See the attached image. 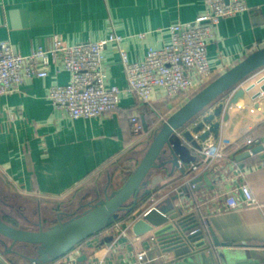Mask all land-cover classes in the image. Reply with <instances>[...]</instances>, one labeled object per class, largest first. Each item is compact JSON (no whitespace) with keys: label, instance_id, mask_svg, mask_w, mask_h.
Instances as JSON below:
<instances>
[{"label":"crops","instance_id":"obj_1","mask_svg":"<svg viewBox=\"0 0 264 264\" xmlns=\"http://www.w3.org/2000/svg\"><path fill=\"white\" fill-rule=\"evenodd\" d=\"M247 4V12L224 18L215 28L208 46L214 79L264 47V0H247ZM203 12V0H0V42H10L16 52L27 55L39 47L50 48L56 37L73 45L119 35L124 38L121 47L130 61L138 62L144 60L150 49H161L170 43V28L174 24L192 22ZM103 68L108 86L127 85L115 44L108 46ZM263 78L264 69L239 85L237 90L245 91L256 86L230 107L229 120L222 123L220 138L212 136L202 143L203 148L229 140L227 159L208 169L201 165L195 172L192 166L203 160L198 149L190 151L187 163L183 164L184 172L160 162L147 179L146 191L150 194L134 213L138 217L208 171L213 186L204 182L192 193V198H184L180 203L187 206V213L198 212L206 218L203 231L206 242L212 239L209 232L212 228L219 241L227 244L221 248L224 262L207 251L177 257L159 243L150 242L152 233L133 245L127 240H117L109 227L51 264H65L72 257L75 264H137L135 253L144 249L148 251L146 264H238L250 259L264 264V151L240 162L230 159L232 154L263 142L264 93L252 98ZM69 79V74L58 73L52 66L48 78L28 80L16 92L0 97V179L13 193L48 207L39 208L35 221L25 218L28 224L25 227L10 220L15 226L46 229L63 213L71 214L88 202L103 199L109 184L110 190L119 189L138 166L160 126L159 121L150 124L141 139L131 134V117L139 115L149 123L153 119L144 113V103L133 94L123 95L119 110L113 114L81 120L68 118L52 105L47 95L53 84H66ZM165 94L161 89L153 91L157 110L175 113L187 102L177 99L169 103ZM232 96L233 92L216 105L227 104ZM242 174L259 204L231 212H213L221 206L223 195L243 181ZM78 191H84L80 205L70 212L69 200ZM125 218L126 215L121 216ZM127 235L134 236L132 228ZM0 264L29 263L6 255L0 248Z\"/></svg>","mask_w":264,"mask_h":264},{"label":"built area","instance_id":"obj_2","mask_svg":"<svg viewBox=\"0 0 264 264\" xmlns=\"http://www.w3.org/2000/svg\"><path fill=\"white\" fill-rule=\"evenodd\" d=\"M203 3L204 12L197 19L174 24L170 28V43L161 49H150L144 60L138 62L130 61L121 47L124 38L119 35L73 45L56 37L50 48L39 47L27 55L16 52L10 42H0V97L16 92L28 80L48 78L54 66L58 73L69 74L70 79L66 84H53L47 99L68 118L81 120L113 114L119 110L122 96L133 94L139 101L152 107L159 123H163L173 112L156 109L153 91L164 90L165 101L169 103L177 99L185 102L212 82L215 74L210 68L208 46L214 38L216 26L224 18L235 17L249 10L247 0H203ZM110 44H115L120 52L127 82L124 88L110 87L106 83L103 64ZM130 131L137 139L145 136L139 115L131 117ZM229 145L230 141L223 139L204 146L201 150L203 160L194 164L192 171H197L201 165L208 169L227 159L226 149ZM223 196L221 206L214 208L213 212H231L259 204L244 176L243 181ZM134 221L132 216L119 219L110 226V232L117 236V240L140 244L143 236L127 235ZM201 223L203 227L207 224L204 216ZM201 231L202 228L198 227L191 234ZM155 240L153 236L149 239L152 243ZM147 256V250H137V264H146ZM74 259L72 257L65 264H75Z\"/></svg>","mask_w":264,"mask_h":264},{"label":"water","instance_id":"obj_3","mask_svg":"<svg viewBox=\"0 0 264 264\" xmlns=\"http://www.w3.org/2000/svg\"><path fill=\"white\" fill-rule=\"evenodd\" d=\"M263 69L264 47L257 49L205 86L166 121L160 123L136 169L119 189L110 190L109 184L105 188L103 199L88 202L71 214L63 213V217L59 216L46 229L42 226L32 230L18 227L0 215V248L6 255L20 257L29 264L53 263L87 239L112 226L124 214L135 220L131 227L134 235L145 236L152 233L155 243L173 251L177 257L207 251L211 257L217 255L220 262H224L226 258L221 248L227 244L219 241L212 228H209L212 237L210 242L204 240L203 231L191 234L198 228L189 221L194 214L187 213V206L180 203L184 198H192V193L197 192L204 182L208 187L213 186L214 182L209 180L208 171L188 182L186 189L162 198L138 217L134 213L150 194L146 188L151 172L163 161L164 164H171L174 169L179 168L184 172L183 164L187 163L190 151L202 150V143H206L212 136L219 139L222 123L229 120L230 107L256 86L245 91L237 90L239 85ZM259 86V91L252 96L253 99L264 93V81L259 82ZM232 92L233 96L227 104L216 105L222 97ZM141 121L144 131L148 132L146 120L142 118ZM262 141L250 150L232 154L230 159L240 162L264 151V137ZM65 216L68 218L65 219ZM238 264L259 262L250 259Z\"/></svg>","mask_w":264,"mask_h":264},{"label":"rangeland","instance_id":"obj_4","mask_svg":"<svg viewBox=\"0 0 264 264\" xmlns=\"http://www.w3.org/2000/svg\"><path fill=\"white\" fill-rule=\"evenodd\" d=\"M5 185L6 184L4 183V181L0 179V215L1 216L7 215L9 218L15 220L18 223V225L25 227L26 225H28L25 222L27 221L25 218L35 221L34 217H36L35 216L36 213H39V208L41 209L48 208L46 204L40 205V203L34 201L33 199H29L24 196L13 193ZM83 194L84 191H80V193L78 191L77 195L74 194L72 199L69 200V208L72 209L70 212L75 211V208L79 207L81 201L80 198L81 196H83ZM4 202H6L7 204L5 205Z\"/></svg>","mask_w":264,"mask_h":264},{"label":"trees","instance_id":"obj_5","mask_svg":"<svg viewBox=\"0 0 264 264\" xmlns=\"http://www.w3.org/2000/svg\"><path fill=\"white\" fill-rule=\"evenodd\" d=\"M216 79V78H215ZM145 105V111H144V113H147V115H151L152 117H153V119H152V123H149L147 120H146V122H147V125H148V127L150 128V124H153V123H155V122H157L158 121V115H157V113L156 112H154L153 111V109H152V107H150L149 105H147V104H144ZM171 114H169V116H170ZM122 216V215H121ZM121 216L119 217V219H121ZM203 216H202V214L201 213H198V212H196L191 218H190V222L192 223V224H195V225H197L198 227H201L202 228V231H206V227L204 226H202V223H201V218H202ZM7 221H9L10 222V220H12V219H9L8 217L7 218H5ZM118 219V220H119ZM13 222H16L15 220H13Z\"/></svg>","mask_w":264,"mask_h":264}]
</instances>
